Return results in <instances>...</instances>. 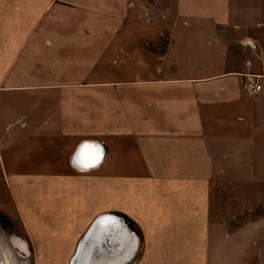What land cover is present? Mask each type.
Listing matches in <instances>:
<instances>
[{
    "label": "crops",
    "instance_id": "crops-1",
    "mask_svg": "<svg viewBox=\"0 0 264 264\" xmlns=\"http://www.w3.org/2000/svg\"><path fill=\"white\" fill-rule=\"evenodd\" d=\"M157 12L166 26L143 40L167 32L165 54L116 61L113 41ZM259 132L264 0H0V181L28 225L59 237L43 263H71V240L105 217L134 234L124 264H264V222L227 223L217 176L231 145L234 167H264V137L246 138ZM86 141L104 147L92 169L74 164Z\"/></svg>",
    "mask_w": 264,
    "mask_h": 264
},
{
    "label": "rangeland",
    "instance_id": "rangeland-1",
    "mask_svg": "<svg viewBox=\"0 0 264 264\" xmlns=\"http://www.w3.org/2000/svg\"><path fill=\"white\" fill-rule=\"evenodd\" d=\"M114 10L123 12L125 9L122 5H119L115 6ZM149 16L148 19H146V16H143L142 18L135 20L140 26V29L137 27L135 28L137 33H134L132 37L133 39H116L113 41V53L116 61L124 56L122 53H137L142 47L145 49L146 53L150 52L156 55H164L167 48L171 46L173 40L167 32L160 35L158 39H154L152 36L149 40H143L144 35L142 31L144 30L145 25L150 26V29H145L149 35H154L157 31L162 30L163 26H166V20L159 12L156 14H149ZM130 26H132V24H130ZM130 26L129 24L118 23L112 25L109 31H125V27H127L128 30ZM95 42L98 43L99 50L102 49L103 51L105 50L106 43H110L111 40H106L104 37L103 39L92 41V43ZM257 44L259 45V43ZM129 57L130 59H133V56ZM111 68L114 69L113 66ZM107 69H104L105 75L109 74V70L106 72ZM98 70V74L100 75V68H98ZM76 74H80V72ZM92 74L95 76L96 73ZM262 137H264V132L246 136L249 140H260ZM229 138L232 139V137L227 136V139ZM254 143L255 142L253 141L252 144ZM262 144L264 145V143ZM231 147L227 148L229 150H227L225 154L227 161H225L224 167L217 169V176L224 177L227 181L225 184L219 185V187L223 186L225 189V191L223 190V192H225L224 199H227V209L232 213L225 217L227 218V223L235 225L251 221L264 222V167H234V161L232 159L233 156L236 155V152L231 150ZM245 154L250 155L249 152H246ZM237 178H241V182H238ZM9 191V187L4 180L0 181V264H59L43 263L41 260L43 259V255H52V251L56 250V247L52 242L56 243V241L59 240V237H52V235L56 236L55 232L50 233L47 231H40L42 227L41 224L37 225L39 226L38 230H36L37 226H34L35 229H33L31 225H28L25 216L20 213V210L16 206V202ZM220 193H222V191H220ZM233 212H236V214L234 215ZM39 220L40 223H42L41 219ZM83 233L84 232L79 233L73 238V240H71L73 253L76 249H79L77 243ZM18 241L24 242L27 251L21 250L18 247L16 243ZM72 260L74 261V258ZM65 264L71 263L65 262Z\"/></svg>",
    "mask_w": 264,
    "mask_h": 264
},
{
    "label": "water",
    "instance_id": "water-1",
    "mask_svg": "<svg viewBox=\"0 0 264 264\" xmlns=\"http://www.w3.org/2000/svg\"><path fill=\"white\" fill-rule=\"evenodd\" d=\"M86 143H88V144H92V145H94V147H100V151L101 152H98V153H96V152H93V154L92 155H90V156H88V155H86V153L83 151V147H84V145L86 144ZM104 154H105V152H104V147L99 143V142H97V141H86V142H84V143H82L81 145H80V147L78 148V150H77V152H76V154H75V157H74V164H75V166H77V167H79V168H81V169H92V168H94V167H96L97 165H99L100 163H102V161H103V158H104ZM80 161L79 163L77 162V161ZM81 162H84V163H81ZM115 220H116V218H114ZM118 219V218H117ZM102 220H108V218H102V219H98L95 223H94V225L91 227V229H90V231L85 235V237L82 239V243H85V241H86V239L89 237V234L91 235L92 233H93V231H97V232H100V231H105V230H107L106 232H108L109 234H110V237H111V240L109 241V243H107V244H105L104 246H102V247H98L94 252L96 253V256L94 257V260L95 259H97V258H111L112 259V261H114V259H115V261L114 262H117V260L119 259L118 258V254H121V252H123V251H127V248H125V244H126V242H127V240H125L124 238H125V236L126 235H128V233H125V234H122V232L117 236L115 233H112L113 231L112 230H109V228H111V227H108V226H104V225H102L100 222L102 221ZM126 229L128 230V228L126 227ZM103 234H104V232H103ZM118 234V233H117ZM130 236V235H129ZM106 237H108L107 236V233L105 234V236H104V238H106ZM131 237V236H130ZM109 238V237H108ZM128 242H129V240H128ZM82 245H81V243H80V246H79V249H78V252H77V256L76 257H78V254H82L83 253V251H82V248H85V245H83L82 247H81ZM113 250V251H115V252H119L120 251V253H115V255H113V256H108V257H105V256H107V255H105L106 254V251L107 250ZM109 252H111V251H109ZM131 252H133V250H130V252L129 251H127V253H131ZM113 254V253H112ZM127 257L128 256H124V258L123 259H127ZM80 258V256L78 257V259ZM123 259H122V261H123ZM75 260V262L77 263V258H75L74 259ZM121 261V262H122ZM120 262V263H121Z\"/></svg>",
    "mask_w": 264,
    "mask_h": 264
},
{
    "label": "bare ground",
    "instance_id": "bare-ground-1",
    "mask_svg": "<svg viewBox=\"0 0 264 264\" xmlns=\"http://www.w3.org/2000/svg\"><path fill=\"white\" fill-rule=\"evenodd\" d=\"M83 151L86 153V155H92L93 152H101L100 151V147H94V145L92 144H88L86 143L83 147ZM81 163H84V162H81ZM111 219V218H110ZM113 220V219H111ZM116 221V224L115 225H107L108 227H111L109 228V230H112L113 232L112 233H115L117 236L122 232V234H125V233H128V235L130 236H134V234H132L129 230L126 229L125 225H123L122 221L121 220H114ZM107 230L105 231H100V232H95L93 231V233L90 235L89 234V237L86 239L85 243H82L81 242V245H85V248H82V251L83 253L82 254H78V257L80 256V258L78 259L77 258V263L75 262V260L73 262H71V264H124L127 262V259H123V261L121 262V258H119L117 260V262H114L112 261L111 258H97L94 260V257L96 256V253L94 252L98 247H102L104 246L105 244L109 243V241L111 240V237H110V234L108 232H106ZM104 232V234H103ZM87 233V232H86ZM85 233V234H86ZM107 233V236L109 237H106L104 238L105 234ZM118 233V234H117ZM132 239H134V237H132ZM18 247L21 249V250H25L27 251V247L25 246L24 242L22 241H18L16 242ZM80 243V242H79ZM132 243V242H131ZM81 246V247H82ZM111 251V252H109ZM113 250H107L106 251V254L107 256L105 257H108V256H113L115 255V253H120L119 252H115ZM113 253V254H112ZM124 255L128 256V257H131V253H127V251H123L122 252ZM121 262V263H120Z\"/></svg>",
    "mask_w": 264,
    "mask_h": 264
},
{
    "label": "built area",
    "instance_id": "built-area-1",
    "mask_svg": "<svg viewBox=\"0 0 264 264\" xmlns=\"http://www.w3.org/2000/svg\"><path fill=\"white\" fill-rule=\"evenodd\" d=\"M240 45L243 47L245 51L250 52H259L260 46L257 44L255 40L252 39H243L240 41ZM252 61L247 62V66L251 67ZM246 79L243 83V88L248 94H258L263 90L262 85L258 81V77L253 74H246Z\"/></svg>",
    "mask_w": 264,
    "mask_h": 264
},
{
    "label": "snow or ice",
    "instance_id": "snow-or-ice-1",
    "mask_svg": "<svg viewBox=\"0 0 264 264\" xmlns=\"http://www.w3.org/2000/svg\"><path fill=\"white\" fill-rule=\"evenodd\" d=\"M77 162L79 163L80 161L78 160ZM100 223H101L102 225H104V226H107V225H109V224H111V225H115V224H116V221L111 220V219H108V220H102Z\"/></svg>",
    "mask_w": 264,
    "mask_h": 264
}]
</instances>
